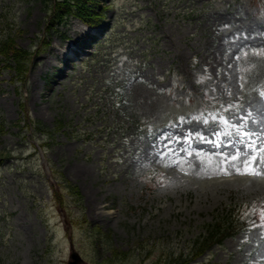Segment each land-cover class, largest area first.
<instances>
[{"label":"rangeland","instance_id":"rangeland-1","mask_svg":"<svg viewBox=\"0 0 264 264\" xmlns=\"http://www.w3.org/2000/svg\"><path fill=\"white\" fill-rule=\"evenodd\" d=\"M102 1L68 61L90 29L0 0V36L31 53L23 81L0 57V264H162L233 208L248 226L192 264H264V164L241 175L215 154L232 151L224 120L264 130V0ZM196 132L221 147L179 151Z\"/></svg>","mask_w":264,"mask_h":264},{"label":"trees","instance_id":"trees-1","mask_svg":"<svg viewBox=\"0 0 264 264\" xmlns=\"http://www.w3.org/2000/svg\"><path fill=\"white\" fill-rule=\"evenodd\" d=\"M42 2H45L47 6L46 15L49 18V29L53 27L56 29L57 27L65 28L71 18H78L90 26L98 25L104 16V9L97 5L99 0H42ZM0 57L5 62L4 66L11 68L16 76L20 77V81L25 79L31 53L16 47L14 38L11 37L10 33L4 32L0 36ZM234 221L235 219H231L226 223H216L212 229L208 225L205 235L201 234L193 241L187 256L183 254H179L177 257L170 256L164 259L162 264H187L190 259L209 248L213 242H221L228 235L230 229L237 231L238 228L242 227V223L240 226L233 224L230 229L223 227ZM158 261H161V259Z\"/></svg>","mask_w":264,"mask_h":264},{"label":"snow or ice","instance_id":"snow-or-ice-1","mask_svg":"<svg viewBox=\"0 0 264 264\" xmlns=\"http://www.w3.org/2000/svg\"><path fill=\"white\" fill-rule=\"evenodd\" d=\"M264 95V93H261ZM251 116V113L247 114V117L241 116L239 117L240 123H231L228 120H224V124L229 126L228 131H225L223 134L227 137V140L223 142V147L226 149H231L229 152H216V155L222 156L223 159L221 161L222 164H236V172L241 175H252V176H260L262 174L260 168L257 165V160L261 164H264V156H258V153H264V130L258 132L251 130L247 127L248 125V117ZM205 123H207L205 121ZM221 135L220 132H214L212 134V138L205 137L203 133H188L183 138V143L187 144L188 147H181L179 151L187 152L189 155H192V152L189 151L191 149V142L193 137H199L201 142H207L212 144L214 148L219 149L221 147V143L216 142L215 137ZM235 137V138H234ZM164 140H169V137H163ZM257 139L262 141L261 145L257 147ZM175 143H181L180 138H176ZM172 141L164 144V148L170 150V153H174L177 149L171 147ZM159 157L163 156V153L157 154ZM242 166V170H241ZM262 219H264V213L261 214ZM264 226V225H262Z\"/></svg>","mask_w":264,"mask_h":264},{"label":"bare ground","instance_id":"bare-ground-1","mask_svg":"<svg viewBox=\"0 0 264 264\" xmlns=\"http://www.w3.org/2000/svg\"><path fill=\"white\" fill-rule=\"evenodd\" d=\"M81 23V22H80ZM82 24V23H81ZM83 25V24H82ZM61 52H64V54H68V49H66V51H62Z\"/></svg>","mask_w":264,"mask_h":264},{"label":"water","instance_id":"water-1","mask_svg":"<svg viewBox=\"0 0 264 264\" xmlns=\"http://www.w3.org/2000/svg\"><path fill=\"white\" fill-rule=\"evenodd\" d=\"M73 258H75V255H72ZM71 264H75V263H71Z\"/></svg>","mask_w":264,"mask_h":264}]
</instances>
